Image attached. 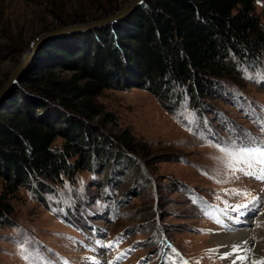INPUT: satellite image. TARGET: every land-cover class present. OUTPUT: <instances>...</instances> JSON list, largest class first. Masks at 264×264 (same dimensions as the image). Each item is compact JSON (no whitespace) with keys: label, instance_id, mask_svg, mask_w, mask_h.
Instances as JSON below:
<instances>
[{"label":"rangeland","instance_id":"rangeland-1","mask_svg":"<svg viewBox=\"0 0 264 264\" xmlns=\"http://www.w3.org/2000/svg\"><path fill=\"white\" fill-rule=\"evenodd\" d=\"M38 1L36 5L28 0H0V37L12 39L20 48L11 51L1 38L0 88L38 34L61 27L59 20L74 12L98 19L112 6L94 4L96 0H62L64 8L52 10L46 0ZM130 1L114 0V4L121 9ZM255 8L264 20V0H256ZM94 29L68 35H89ZM65 41L59 48L66 53L73 45ZM54 60L55 73L75 81V70L61 64L60 56ZM262 76L264 58L236 65L232 78L222 79L217 92L210 88L211 94L199 103L190 97L176 103L174 90L157 95V90L131 85L104 89L93 104L101 114L82 117L90 125L87 130H94L92 145L87 148L85 140L77 141L92 156L90 148L101 136L104 140H97L96 147L103 151L97 153L100 159L78 171L73 180H41L16 188L11 194V222L0 229V264H29L24 256L31 264H93V260L108 264L120 253L125 255L116 264H230L231 258H220L229 250L222 246L245 240L250 242L252 260L264 258V182L240 172L232 174L220 151L264 140ZM18 80L0 102L17 93ZM59 118L64 124L69 119ZM61 122L56 119L57 124ZM65 141L58 135L52 145L61 147ZM7 184L0 171V195L8 190ZM232 189H247L260 202L244 215L226 210L225 203L235 206L247 199L231 194ZM215 232L225 239L213 240ZM121 234L123 238L116 242ZM233 235L236 240L230 243L227 238ZM96 241L113 242V247H100ZM218 247L219 253L207 251Z\"/></svg>","mask_w":264,"mask_h":264},{"label":"trees","instance_id":"trees-1","mask_svg":"<svg viewBox=\"0 0 264 264\" xmlns=\"http://www.w3.org/2000/svg\"><path fill=\"white\" fill-rule=\"evenodd\" d=\"M59 1L46 0L45 5L52 10L64 8L66 3ZM101 2L112 6L97 18L119 9L114 0L94 4ZM255 2L144 0L124 19L96 27L89 35L67 34L47 41L20 75L17 93L0 102V171L8 183V190L0 195V229L11 222V194L16 188L41 180H73L78 171L100 159L97 153L103 151L96 147L104 140L101 136L90 148L92 156L77 143L85 140L87 148L92 145L94 130H87L90 125L82 117L101 114L93 104L104 89L131 85L157 92L174 90L176 103L183 97L198 98L199 103L212 90L217 92L222 79L232 78L236 65L263 59L264 20ZM95 19L74 12L59 21L64 26ZM1 38L11 51L20 49L12 39ZM67 39L73 47L65 53L59 46ZM56 56L75 70V81L55 73ZM59 117L69 119L64 124ZM56 119L62 122L57 124ZM58 135L66 140L61 147L52 145ZM73 156L75 161H69Z\"/></svg>","mask_w":264,"mask_h":264},{"label":"snow or ice","instance_id":"snow-or-ice-1","mask_svg":"<svg viewBox=\"0 0 264 264\" xmlns=\"http://www.w3.org/2000/svg\"><path fill=\"white\" fill-rule=\"evenodd\" d=\"M261 79H264V76H262ZM189 131H192L191 127H189ZM261 131H264V126L261 127ZM220 151L224 154L221 159H223L225 166L231 169L232 174L240 172L244 176L253 177L258 181L264 182V140L255 141L253 143L236 144L231 147H222ZM229 191L233 195H242L247 198L246 202L236 204L235 206H230L225 203L226 210H230L238 215H244L245 212H247L250 208H254L260 202V197L257 195H251L247 189H232ZM193 202L195 203L196 201L194 200ZM212 207L213 211H216L215 206ZM204 215L208 216L210 219H214L217 223H223V221L217 216H214L212 212L204 211ZM122 238L123 234L116 238V242H119ZM96 244L100 247L109 249L113 247V242H109L105 245L102 241H96ZM249 244L250 242L245 240L240 243L227 246L229 250L224 252L220 258L226 260L231 258L230 264H264V258L257 260H252L250 258L249 253L252 249L249 247ZM23 247V245L20 246L21 252L23 251ZM126 251L128 250H125V252ZM172 251L175 253L176 250L172 249ZM207 251L210 253H219L220 249L218 247L217 249H209ZM124 255L125 253H120L113 261H109L108 264H116V262ZM23 258L31 264L28 256H24ZM84 259L93 260V258L90 257H85ZM64 264H67V261H65ZM93 264H99V262L93 260ZM137 264H140V262L138 261ZM183 264H187V261H184Z\"/></svg>","mask_w":264,"mask_h":264},{"label":"water","instance_id":"water-1","mask_svg":"<svg viewBox=\"0 0 264 264\" xmlns=\"http://www.w3.org/2000/svg\"><path fill=\"white\" fill-rule=\"evenodd\" d=\"M143 1L144 0H142V2ZM142 2L141 0H131L123 8L96 20L85 23H70L38 34L26 49L19 64L11 72L7 81L0 88V99H2L8 93L13 84L19 78L20 74L27 68V66H29L37 50L44 42L73 32H84L95 27H100L103 25L118 22L124 19L127 15L131 14L140 4H142Z\"/></svg>","mask_w":264,"mask_h":264},{"label":"bare ground","instance_id":"bare-ground-1","mask_svg":"<svg viewBox=\"0 0 264 264\" xmlns=\"http://www.w3.org/2000/svg\"><path fill=\"white\" fill-rule=\"evenodd\" d=\"M96 28V27H95ZM221 233H219V232H215L214 233V236H213V240H216V241H221V240H223V239H225V237H221ZM240 236V235H239ZM239 238V237H238ZM229 241H230V243H232L233 241H235L236 240V235H233V236H231V237H228L227 238ZM240 239V238H239ZM238 240V239H237ZM230 245H232V244H229V245H225V246H222L223 248H227V246H230Z\"/></svg>","mask_w":264,"mask_h":264}]
</instances>
